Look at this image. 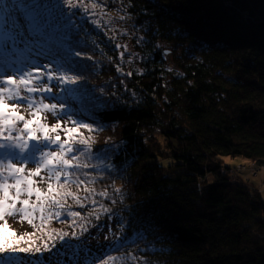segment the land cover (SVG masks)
<instances>
[{
	"label": "trees",
	"instance_id": "16d2710c",
	"mask_svg": "<svg viewBox=\"0 0 264 264\" xmlns=\"http://www.w3.org/2000/svg\"><path fill=\"white\" fill-rule=\"evenodd\" d=\"M18 2L40 5L56 26L71 16L68 52L33 59L52 68L43 103L59 118L37 94L27 119L59 124L48 135L65 148L47 149L80 167L67 181L46 169L33 177L40 200L21 197L44 211L17 221L34 239L5 226L14 246L63 264H264V197L235 169L245 159L264 166V0ZM0 15L24 23L13 0ZM20 258L33 264L31 253Z\"/></svg>",
	"mask_w": 264,
	"mask_h": 264
},
{
	"label": "snow or ice",
	"instance_id": "6c2138e0",
	"mask_svg": "<svg viewBox=\"0 0 264 264\" xmlns=\"http://www.w3.org/2000/svg\"><path fill=\"white\" fill-rule=\"evenodd\" d=\"M4 2L5 0H0V4ZM13 3L16 5V10L23 16V24L20 23L16 15L8 17L0 15V153H2L0 168L6 167L8 170L7 175L0 173V193L3 194L0 198V220H4L6 216L14 218L22 216L28 218L31 223L37 208L41 213L44 211L43 205H32L29 199H21L22 195L32 197L35 194L37 201L40 200L42 193L38 188L33 187V177L40 176L42 169H46L49 173V180L54 175L55 179L60 181L62 179L61 172H63V179L67 181L73 175L71 170L80 166L73 165L70 160L65 159L63 151L58 154L54 150H46L50 144H56L61 149L65 148V145L57 144L61 139L59 135L55 137V140L48 135L50 130L55 131L56 128H59V124L55 128L49 129L38 119L25 120L23 116L15 115L14 108L6 111L5 86L8 88V98L14 104L37 107L36 95L39 94L41 100L39 106L44 110L53 111V114L59 118V113L54 111L57 108L55 103L51 105L43 103V100L48 98L47 94L51 92L54 80L52 68L49 64L33 63V59L44 57L52 62L58 55L67 53L68 42L72 39L71 28L73 25L71 16L67 18V24L60 23L59 26H56L46 14L39 11L40 5L25 6L18 0H13ZM16 76L19 77V84L14 78ZM43 83H46L47 87L40 88L39 86ZM57 83H64V81L62 78H57ZM21 85L25 95L19 94ZM64 107V104L60 105L61 111ZM8 111L13 114L9 115ZM34 115L37 114L34 113ZM17 122H23L22 129L16 127ZM77 123L79 122L77 121ZM84 126L87 127V125ZM68 131L73 130L69 129ZM5 132H7L6 136ZM38 132L43 133V139L34 134ZM25 134L27 138H25ZM66 151L69 154H77L84 150L69 145ZM28 162L33 163L35 167L26 172L24 165ZM17 163L21 166L17 167ZM10 189L15 190L14 195L10 193ZM48 191L50 194L53 191L51 183H49ZM45 199L48 200L49 197ZM50 202L53 206L59 204V201L54 197L50 198ZM17 204L21 206L17 207ZM56 215L59 216V213ZM71 215L77 214L71 213ZM41 219L43 220L45 217L42 215ZM4 228L5 225L0 224V264H23L19 256L20 252L31 253L34 257L33 264H63L59 258L53 259L50 256L45 261H41L40 257L43 256V252L39 247L34 251L30 248H16L11 243L14 233L5 236ZM68 236L69 234L64 232L60 236V241L67 243L65 238ZM72 236L79 239L76 233H73ZM55 247V243L50 246L45 245L43 251L51 253Z\"/></svg>",
	"mask_w": 264,
	"mask_h": 264
},
{
	"label": "rangeland",
	"instance_id": "374dc122",
	"mask_svg": "<svg viewBox=\"0 0 264 264\" xmlns=\"http://www.w3.org/2000/svg\"><path fill=\"white\" fill-rule=\"evenodd\" d=\"M167 47H169V48H171L172 49V47L171 46H167ZM167 53H169V52H167ZM171 53V52H170ZM7 93H8V88H7V86H5V92H4V97L6 98V101H4L5 102V105L7 106V109H6V111L7 110H11V109H13L14 108V110H15V115H19V116H23L24 117V119L25 120H36V119H38V120H41L42 118H44L43 116H41V114L39 113V112H36V114L37 115H34V117H32V118H29V119H27L28 117H31V116H33V115H29L28 116V114L31 112V110L30 109H33V108H36V107H30L29 105H27V104H14L13 103V101L11 100V99H9L8 98V95H7ZM19 94L21 95V92H19ZM37 109H34L33 111H36ZM8 114L9 115H12L13 113L11 112V111H8ZM16 127L18 128V129H22V127H23V122H17L16 123ZM7 135V132H5V136ZM25 138H27V136H26V134H25ZM46 150H48V149H46ZM1 155V154H0ZM228 159V158H227ZM229 162V161H228ZM21 165L19 164V163H17V167H20ZM28 166V168H34L35 167V165L33 164V163H31V162H28L26 165H24V167H27ZM252 166H253V163H252ZM244 167V164L241 166V165H238L237 166V168H243ZM28 168H26V172L28 171ZM1 169V168H0ZM264 173V172H263ZM262 174V173H261ZM261 176L262 175H259V177H258V179H255V181H261L260 180V178H261ZM35 178V180L36 181H38L39 180V178H38V176H36V177H34ZM264 179V177L262 178V180ZM35 181V182H36ZM12 183H14V181H11ZM263 192H264V190H263ZM10 193L11 194H13L14 195V189H10ZM2 196H3V194L2 193H0V198H2ZM263 197H264V193H263ZM21 199H23L22 197H21ZM21 205H19V204H17V207H20ZM38 217V213H34L33 214V219H36ZM20 218H21V216H18V217H10V216H6L5 217V219L4 220H0V224H4L5 226L6 225H9L8 227H6V229H9V228H13V227H17L19 230H18V238H25V237H28L29 239H34V232H33V230H31V229H29L30 228V226H29V224H28V222L25 220L24 222H22L21 224L20 223H18L17 221H19L20 220ZM32 219V220H33ZM5 236H9L10 234H12L11 232H9V231H5L4 230V233H3ZM14 236H12V241H11V243L14 245V244H16L15 243V240H14ZM21 241L23 240V239H20ZM30 244L31 243H29V245L27 246V248H29V246H30ZM16 248H23V247H21V246H16ZM26 252H20V256H21V254H22V256L25 254ZM26 259H29V258H26ZM23 260H24V258H23ZM23 264H24V261H23Z\"/></svg>",
	"mask_w": 264,
	"mask_h": 264
},
{
	"label": "bare ground",
	"instance_id": "6f19581e",
	"mask_svg": "<svg viewBox=\"0 0 264 264\" xmlns=\"http://www.w3.org/2000/svg\"><path fill=\"white\" fill-rule=\"evenodd\" d=\"M2 155V153H0ZM241 162V160H239ZM253 163V166H252ZM244 164V167L246 169L245 174L242 176V178L245 181L250 182L253 186L257 187L259 192L262 194L263 196V190H264V179L262 180V178L264 177V169H262L264 166H261L256 160H251V159H245L243 160V163H241L240 165L242 166ZM17 166V164H16ZM236 167V166H234ZM243 168H235L236 171H238L239 169H243ZM228 170V175L230 174L231 176H233V165H229V167L227 168ZM0 173H3L4 175L8 174V170L6 167L1 168L0 169ZM262 173V174H261ZM259 175H262L260 180L261 181H255V179H258Z\"/></svg>",
	"mask_w": 264,
	"mask_h": 264
}]
</instances>
